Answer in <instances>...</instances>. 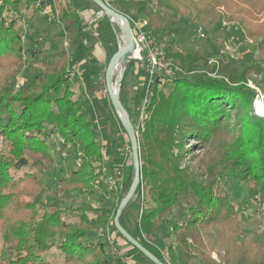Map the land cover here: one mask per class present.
<instances>
[{"label":"trees","instance_id":"1","mask_svg":"<svg viewBox=\"0 0 264 264\" xmlns=\"http://www.w3.org/2000/svg\"><path fill=\"white\" fill-rule=\"evenodd\" d=\"M156 1L177 16L192 13L238 24L260 59L239 68L228 60L226 69H220L221 65L210 63L205 56L182 52L173 42L164 41L162 48L180 73L171 77L169 92L158 80L153 83L146 118L139 125L127 92V77L139 61L127 64L119 99L138 133L140 213L133 221L129 202L120 224L165 264H192L197 255L203 264H264V245L239 239L242 225L237 207L227 195L219 194L217 172L226 166L235 169L239 180L250 184L249 199L264 213V118L254 114L255 92L245 84L251 73H260L264 82V0ZM55 2L58 21L66 24L69 39L77 46L86 33L78 10L93 2ZM23 3L31 4L29 0H0V112L7 115L5 122L0 118V264H52L46 254L55 246L64 256V264H130L122 257L115 259L113 242L106 245L102 240H90L94 232L108 227L154 264L114 224L134 179L133 165L124 166L123 180L111 189L116 202L107 207L88 203L76 209L75 221L68 220L66 212L71 210L69 203L75 194L92 195L97 188L105 189L112 175L106 171V156L91 114L82 107L81 95L76 97L65 85L78 59L72 60L63 50L41 74L30 68L29 81L16 88L27 57L34 56L21 35L19 20L8 16L10 8ZM108 4L127 17L147 19L157 39L172 35L176 28L175 21L148 8L146 0H110ZM97 26L100 45L110 61L119 48V28L107 15ZM37 54L46 57L48 51ZM188 68L209 73L193 75ZM51 132L62 140L56 157L49 142ZM190 139L204 144L197 146L204 151L187 158V153L194 152ZM71 149L82 161L58 179L56 197L46 206L38 205L49 164H63V153ZM181 198L186 199L188 214L169 229L172 242L167 245L156 235L155 221L167 217ZM53 240L58 242L54 245ZM213 253L219 261L213 259Z\"/></svg>","mask_w":264,"mask_h":264},{"label":"rangeland","instance_id":"2","mask_svg":"<svg viewBox=\"0 0 264 264\" xmlns=\"http://www.w3.org/2000/svg\"><path fill=\"white\" fill-rule=\"evenodd\" d=\"M29 1L31 3L29 6L23 3L17 8H10L8 13L10 18L16 17L19 20L21 35L25 36L26 43L32 47L34 53L33 57H27L26 68L17 78L16 88L20 89L29 81L30 68L41 74L45 65L55 61L63 50L69 53L72 60L78 59L65 85H69L73 89L76 97L81 95L82 107L91 114L93 127L97 131L99 145L106 156V171L112 175L114 186L116 187V182L120 183L123 180L124 166L132 165L131 145L127 134L124 133L120 125L121 120L108 95L106 73L110 61L98 40L97 22L89 23L90 18L94 17L99 8L94 3L88 5V7H83L84 11L89 12L91 16H83L82 18V23L90 31V35L88 39L80 40L76 46L69 39L66 24L58 21L57 6L54 5L52 0L43 3V5L48 6L49 13L46 15L36 6L37 0ZM146 1L148 2V8L159 10L164 16L176 22V28L172 35H164L157 39L161 48L164 45V41H171L182 52L199 53L205 56L210 63L221 65L220 69H226L228 60L233 61L231 63L235 64V68L241 67L243 63L248 64L252 61H259V53L254 50L251 40L244 39L243 30L238 24L229 22L226 19L198 17L192 13L186 16H177L172 11L160 7L156 0ZM263 20L264 15L261 21ZM223 21H226L229 25L223 26ZM227 44L231 46L230 50H227ZM123 47L124 43L122 44ZM42 50L48 51L46 57L38 56V51ZM163 51L165 50L163 49ZM142 57L143 60L135 62V68L127 77L128 98L130 105L136 108L135 119L138 125L146 118L145 109L153 88V83L150 84L144 55ZM128 63L120 61V63L117 62L116 64L118 67L115 66L113 68V88L114 84L116 85L117 83L119 72L122 70L123 74ZM187 72L193 75H207L209 73L206 70L192 71L191 68H188ZM159 74L165 79L160 87L165 92H169L172 87L171 76L165 77L162 72ZM245 84L254 90L255 98L259 94L264 97V82L260 73L249 74ZM6 117V113L1 111L0 118L2 122H5ZM61 141L59 135L54 132L50 133L49 142L52 145V153L55 157L57 156V151L61 149ZM188 143L192 145L194 152L187 153V158H190L193 154L203 153L204 150L197 148L204 144L193 142L192 139ZM190 145L187 146L188 149L191 148ZM193 145L196 147L193 148ZM63 156L65 157L63 164H49L48 170L43 177L44 189L37 198L38 205H48L56 197L58 179L67 176L82 161V157H79L74 149L65 151ZM217 172L220 181L218 186L219 194L227 195L237 207V214L242 225V233L239 239L252 241L258 246H263L264 213L259 212L256 204L249 199L250 184L241 182L237 171L230 166L220 168ZM110 185L105 189H95L92 195L75 194L69 203L72 208L66 212L68 220L75 221L78 217L76 209L85 207L88 203H92L95 207H107L116 202V196L113 195L115 190L112 191ZM190 200L194 201L195 197L192 196ZM139 206L140 199L136 192L130 200L128 213L133 221L137 219L140 213ZM187 214L186 199L181 198L167 217L155 221L156 235L169 245L172 242L171 238L168 237L169 229L174 223L183 222ZM90 240H102L106 242V245H109V242H113L111 251L115 253V259L122 257L125 262L130 264H151L139 252L129 246L123 238L118 236L111 227L94 232ZM57 242L58 240H53L52 243L55 245ZM212 257L219 261L217 253H213ZM46 259L52 264H64V256L56 246L46 254ZM192 264H203L202 257L197 255Z\"/></svg>","mask_w":264,"mask_h":264},{"label":"water","instance_id":"3","mask_svg":"<svg viewBox=\"0 0 264 264\" xmlns=\"http://www.w3.org/2000/svg\"><path fill=\"white\" fill-rule=\"evenodd\" d=\"M99 9H101L105 15H107L115 24L121 29L123 40H127V44L124 48L119 47L117 53L111 58L109 66L106 73V87L108 95L110 97L111 103L123 124L125 131L127 133L130 145H131V156H132V165L134 168V179L131 185V188L122 200L117 210V214L114 218V224L120 234L136 249H138L143 255H145L149 260L154 264H165L159 260L155 255L148 251L144 246H142L136 239H134L120 224V217L123 214L125 208L129 204L132 197L135 195L137 187L141 181V164H140V152H139V142H138V133L134 127L126 109L122 105L119 99V90H120V81L122 78V70L119 72L117 78L118 92L114 93V88L112 86V71L117 62H131L134 60L132 57L131 50H136V41L134 39L132 26L130 20L127 16L117 12L111 8L104 0H91Z\"/></svg>","mask_w":264,"mask_h":264},{"label":"built area","instance_id":"4","mask_svg":"<svg viewBox=\"0 0 264 264\" xmlns=\"http://www.w3.org/2000/svg\"><path fill=\"white\" fill-rule=\"evenodd\" d=\"M107 4L110 0H104ZM44 0H37L36 6L38 8H42L43 14H48V9L43 5ZM109 5V4H108ZM83 16L91 17L89 12H83ZM105 16V13L99 9L93 18H90L89 23L93 24L95 22L98 23L100 19ZM132 26L134 39L136 41V50L138 52L137 56L134 57V60L141 62L143 60L142 55L145 58V64L147 70L149 72L150 84L154 83L156 80L160 82V84L164 83V77H162L159 73L162 72L165 77H172L178 73H180V69L177 65H174L171 61L168 60L165 51L159 46V42L157 38L153 35L151 30L148 27V21L145 18H133L128 17ZM89 19V18H86ZM112 21V20H111ZM113 22V21H112ZM115 23V22H113ZM223 26L229 25L226 21H223ZM118 27V26H117ZM119 28V27H118ZM25 39V36H22ZM118 46L121 47L124 43L123 35L121 29L119 28L118 34ZM227 50L231 49L229 44L226 45ZM74 70V68H73ZM156 78V79H155ZM253 108L255 114L259 117L264 118V97L259 94L254 100ZM113 178H110L109 184L111 189H114Z\"/></svg>","mask_w":264,"mask_h":264},{"label":"crops","instance_id":"5","mask_svg":"<svg viewBox=\"0 0 264 264\" xmlns=\"http://www.w3.org/2000/svg\"><path fill=\"white\" fill-rule=\"evenodd\" d=\"M47 1H50V0H44V2H47ZM53 1V3H54V5L55 6H57V4H56V2H55V0H52ZM44 7H48V6H45V4H44ZM40 9V8H39ZM41 11H42V8L40 9ZM83 12H85L84 11V8H81L80 10H78V13H79V16H80V18H81V22L83 21L82 20V18H83ZM58 13H59V9H58V6H57V10H56V14H57V16H58ZM83 25H84V28H85V35H84V39H88L89 38V35H90V31L87 29V27H86V25L84 24V23H82ZM97 28H98V26H97ZM99 40V39H98ZM106 55V54H105Z\"/></svg>","mask_w":264,"mask_h":264},{"label":"bare ground","instance_id":"6","mask_svg":"<svg viewBox=\"0 0 264 264\" xmlns=\"http://www.w3.org/2000/svg\"><path fill=\"white\" fill-rule=\"evenodd\" d=\"M126 44H127V40L125 39V41H124V47L126 46ZM123 47V48H124ZM131 54H132V57H135V56H137V54H138V52H137V50H135V49H132L131 50ZM120 63V62H119ZM116 66V65H115ZM116 67H118V66H116ZM120 68V67H119ZM116 69H118V68H116ZM119 72V71H118ZM112 73H113V71H112ZM113 75V74H112ZM117 92H118V84L116 83V85L114 84V93L115 94H117Z\"/></svg>","mask_w":264,"mask_h":264}]
</instances>
